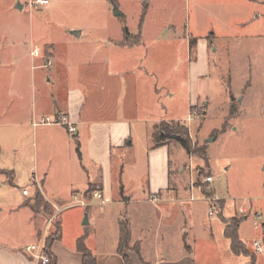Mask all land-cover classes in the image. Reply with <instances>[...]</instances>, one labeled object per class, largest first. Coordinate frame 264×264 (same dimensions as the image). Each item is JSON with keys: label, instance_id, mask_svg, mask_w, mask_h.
<instances>
[{"label": "crops", "instance_id": "1", "mask_svg": "<svg viewBox=\"0 0 264 264\" xmlns=\"http://www.w3.org/2000/svg\"><path fill=\"white\" fill-rule=\"evenodd\" d=\"M184 1L113 0L123 13L115 16L111 0H102L101 14L89 20L92 32L83 43L85 47L60 54L53 41L45 39L46 50L35 45L40 48L39 55L33 58L30 53L31 60L38 61V70L52 68L54 61L57 64L49 74L39 71L43 75L38 78L39 90L51 87L53 94L44 92V98L51 100L53 106L46 113L48 117L42 114L37 123L47 164L42 169L34 165L30 170L33 195L39 190L47 202L60 209L69 205L58 203L72 198L91 201L87 206L90 207L93 193L103 195L105 204L98 205L101 209L107 206L113 217V236L107 233L102 237L95 232L94 237H85L98 264H124L118 254L120 222L127 223L131 231L130 248H135L124 254L132 264H252L250 256L232 251L231 240L224 232L218 241L212 234L190 240L188 224L200 222L199 195L195 191H202L201 187L195 181L189 187L181 186L179 177L173 175L168 144L154 146L160 123L178 120L165 117L174 94H162V88L149 79L145 55L151 46L170 52L180 49L184 56L175 62V71L182 65L187 83L191 82L194 63L189 50L195 40L184 25ZM179 5L181 10L177 9ZM129 6H138L140 11L135 25ZM124 28L133 38L127 43ZM83 33L82 29L79 37L71 32L66 35L81 40ZM196 40L197 47L206 43L202 37ZM47 63L51 66L45 67ZM175 77L172 73V80ZM160 82L163 84L164 80ZM189 92L187 108L191 113V87ZM60 115L76 126L74 134H68L63 125L47 123V118L54 121ZM13 181L11 177L9 183L14 184ZM181 190L190 192V198H184ZM150 195L159 196L160 201H149ZM28 200L14 202L8 208L10 224L5 231L0 229V264H36L26 248L42 239L46 217L43 220L44 213H36L25 205ZM200 200L210 206L203 191ZM122 205L126 210L120 208ZM97 237H101L99 244L92 241ZM77 242L68 247L62 237L55 241L52 251L59 264H83ZM247 248L255 256L254 264H264V252L258 256L261 251L257 248Z\"/></svg>", "mask_w": 264, "mask_h": 264}, {"label": "rangeland", "instance_id": "2", "mask_svg": "<svg viewBox=\"0 0 264 264\" xmlns=\"http://www.w3.org/2000/svg\"><path fill=\"white\" fill-rule=\"evenodd\" d=\"M18 1L23 5L20 10ZM27 1L0 0V229L4 231L10 224L7 212L12 203L33 196L31 168L36 165L42 169L47 164L37 123L39 116L48 117L46 113L52 109L44 92L53 94V90L47 87L40 91L38 78L41 73L49 74L57 64L54 61L50 69H36L38 61L31 60V49L39 45L46 50L45 39L52 40L60 54L85 47L83 43L92 32L89 20L102 11V0H50L48 5L31 10ZM110 5L112 8L116 3L111 0ZM129 7L135 25L140 11L138 6ZM177 9L181 10V5ZM182 10L186 12L184 25L195 40L189 50L194 63L191 82L187 83L182 65L175 71V62L184 56L180 49L170 52L151 46L145 62L149 79L162 88V94H174L171 102L165 96L173 103L167 105L165 117L185 126L194 148L201 150V154L190 156L177 141L167 140L173 175L185 188L195 181L207 200L217 197L214 206L224 202L222 217L218 206L209 213L211 206L200 200L202 191H195L201 224H188V237L193 240L212 234L218 241L230 219L236 218L240 221L238 236L249 249L256 248L255 241L260 242L259 256L264 252V0H186ZM82 29L81 40L66 35ZM199 37L206 43L197 47ZM172 73L176 75L174 80ZM190 87L191 113L187 108ZM161 129L159 125L156 135ZM208 176L214 177L213 182L206 183ZM11 177L14 184L9 183ZM26 190L29 195L24 196ZM181 192L184 198H190V192ZM77 202L72 198L58 203L69 205L58 216L64 245L71 246L82 235L94 237L95 232L102 237L107 233L113 236V217L107 206L101 209L100 200L94 198L90 207H70ZM39 212L45 214L44 220L47 215L43 208ZM86 217L88 224L84 225ZM100 238L92 241L97 244Z\"/></svg>", "mask_w": 264, "mask_h": 264}, {"label": "trees", "instance_id": "3", "mask_svg": "<svg viewBox=\"0 0 264 264\" xmlns=\"http://www.w3.org/2000/svg\"><path fill=\"white\" fill-rule=\"evenodd\" d=\"M133 38L128 31V28H124V41L127 43L131 41ZM194 43V42H193ZM160 135L155 136V147H160L164 145L167 140L177 141L187 153L192 156L200 153L196 146L194 148L192 144V139L189 135V131L179 122H161ZM130 146V143H127ZM201 154V153H200ZM212 196V195H211ZM215 206H218V214L222 217L224 202L218 201L215 203ZM27 206H29L34 212L38 213L39 209L44 210L46 213V220L51 218L55 212L53 205L46 201L45 197H43L42 193L39 190H36L34 195L30 200L26 202ZM232 221V222H231ZM120 237H119V246H118V254L122 255L124 264H132L127 255L124 254L125 251L131 250L134 248H130V228L129 225L125 222H120ZM240 226V221L236 218L230 219V224L225 227L224 236H227L231 240V249L235 254L241 255L246 254L252 258V264H254L255 256L251 254L248 250L246 244L239 238L238 236V228ZM42 235V234H41ZM62 237V226H60V222L57 219L53 221L52 228L46 233L44 236V252L50 258V262L48 264H59L57 257H55L53 253V245L55 241H58ZM42 238V236H41ZM77 250L83 256V264H98L97 257L92 253V251L88 250L86 246L85 236H81L77 239ZM40 264V263H39Z\"/></svg>", "mask_w": 264, "mask_h": 264}, {"label": "built area", "instance_id": "4", "mask_svg": "<svg viewBox=\"0 0 264 264\" xmlns=\"http://www.w3.org/2000/svg\"><path fill=\"white\" fill-rule=\"evenodd\" d=\"M49 3H50L49 0H29L27 2V6L31 10L37 6L48 5ZM39 51H40V48L38 46L34 47L33 50L31 51V56L33 58L37 57L39 55ZM48 65L51 66L50 63H47L44 66L47 67ZM47 123H49V124L55 123V124H60V125L67 127L68 134H74L76 132V126L71 122V120H69L64 115H60L59 117L54 119L53 122L47 121ZM213 180H214L213 176H208V178H206V183H211V182H213ZM23 194H24V196H26L29 193L26 190L23 192ZM93 195H94V198H97L98 200H100L101 205L105 204L103 195H101L98 192L93 193ZM216 200H218L217 197L216 198H208V202H210V204H211L210 205L211 206L210 213L215 212L216 207L213 205V203ZM149 201H151L153 203H157L160 201V197L157 195H150ZM89 203H90L89 201L78 200V202L76 204H72L70 207H72L73 205L87 207L89 205ZM53 208H54L55 214L47 220V223L45 226L46 229L44 230V234H43L42 239L39 241L38 244L29 245L28 248H26V252L27 253L29 252L32 255V258H34V261L36 262V264H39V263L40 264H48L50 262V258L44 252L43 239H44V236L46 235V233L52 228L53 221L55 219H57V217L59 216V213L62 212L61 210H63V209H60L58 206L57 207L53 206ZM258 218H259V216H257L255 219L257 222H258V220H257ZM254 245L257 248V250L261 249V245H260L259 241H255Z\"/></svg>", "mask_w": 264, "mask_h": 264}, {"label": "water", "instance_id": "5", "mask_svg": "<svg viewBox=\"0 0 264 264\" xmlns=\"http://www.w3.org/2000/svg\"><path fill=\"white\" fill-rule=\"evenodd\" d=\"M17 7L19 8V10L22 9L23 5H22L21 1H18ZM113 12H114V15L115 16H122V14H123L122 12H120L118 10V8L116 7V5L113 6ZM72 34L75 35L76 37H79L80 36V31H73ZM83 224L84 225L88 224L87 217H86V219H85V221H84ZM263 226H264V224H263Z\"/></svg>", "mask_w": 264, "mask_h": 264}]
</instances>
